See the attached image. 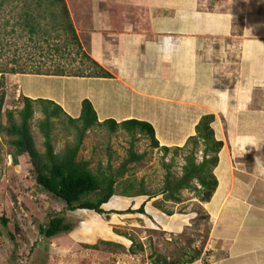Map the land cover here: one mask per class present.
Masks as SVG:
<instances>
[{
    "label": "crops",
    "instance_id": "crops-1",
    "mask_svg": "<svg viewBox=\"0 0 264 264\" xmlns=\"http://www.w3.org/2000/svg\"><path fill=\"white\" fill-rule=\"evenodd\" d=\"M68 6L76 29L90 33L95 59L110 75L71 78L93 82L75 113L66 100L38 98L58 103L72 118L88 99L100 122L146 121L160 147L170 150L184 147L201 117L214 114L215 135L223 142L213 169L218 185L209 202L197 200L210 222L207 264H264V0H70ZM128 168L122 183L147 199L131 202L125 213L137 218L139 208L150 204L167 221L146 224L149 230L170 236L194 231V196L176 203H185L182 213H164L156 204L162 190L136 187L127 176L132 164ZM114 211V217L123 214ZM95 223L73 236L87 241L90 231L117 234ZM100 236L112 243L105 248L124 245Z\"/></svg>",
    "mask_w": 264,
    "mask_h": 264
},
{
    "label": "rangeland",
    "instance_id": "rangeland-1",
    "mask_svg": "<svg viewBox=\"0 0 264 264\" xmlns=\"http://www.w3.org/2000/svg\"><path fill=\"white\" fill-rule=\"evenodd\" d=\"M32 1V16L36 21H40L49 33V35L34 36L33 40L29 37L31 34L27 27L17 23L24 22L25 19V16L21 17V3L17 0H6V3L1 4L0 0V123L3 125H7L6 111L20 109L23 106L20 99L26 94L37 96L33 100L48 95L59 103L66 100L67 110L75 113L85 91L90 92L93 82L83 81L79 84L71 78L85 77L74 75L79 71L99 76V63L93 54L94 47L90 33L76 29L68 6L70 0L65 1L79 45L73 43L69 33L64 30L51 31L54 21L48 14L47 18L43 17L45 6L48 4L46 0H29ZM57 47L60 49L59 52L55 50ZM13 67L25 68V73H9ZM38 67L52 74H37L33 70ZM58 68L66 70L63 76H67V79L41 76H52ZM2 96L3 103H1ZM68 102L72 104L68 106ZM34 108L35 113L30 120V127L35 145L39 152L43 153L45 139L39 128V121L45 116L41 104L34 102ZM99 109L100 113H103V110ZM64 111L67 113L66 110ZM14 117L18 119V115L15 114ZM62 118L51 119L54 124L52 142L56 153H63L66 147L75 141L76 136L74 128L66 121H62ZM11 139L12 137L5 132H0V218L4 216L9 220L8 224L4 225L0 219V264H152L156 252L165 255L173 262L183 254H186L183 258H190L196 250L200 251L201 255L193 264H207L208 251L204 252V248L210 222L197 203V200H200L192 191L182 190L181 200L184 198L186 201L193 196L196 199L194 205L196 215L191 228L194 231L191 230L180 236H170L158 231L154 233V230L146 227V224L153 226L152 224L157 222L167 221V218L156 212L150 204L146 205L142 215H137L139 219H133L131 214L125 213L126 206L131 205V202L136 205L146 200L147 193L135 197L136 194L122 183L124 175L118 178L114 195L102 205L105 211H112L111 213L99 214L87 209L70 211L63 201L54 198L37 183L28 155L18 157V163H14L15 148L10 143ZM132 143L137 152L146 153L145 158L133 163L131 171L127 173L136 187H140V183L143 182L146 191L161 190L167 173L165 164L172 163L171 171L174 176L178 177L182 174L185 164L184 155L187 153L185 149L177 154L173 149L165 153L161 147L152 146L149 136L131 135L123 129L110 132L106 127L89 128L85 133L79 156L90 160V167L95 173L100 167L107 170L109 164L115 170L127 157ZM201 144L196 151L197 161L202 160L203 145ZM122 188L126 191L122 192ZM164 197L161 199L163 201L156 200V204L158 202L164 210L177 213L184 211L185 203L182 206L180 203L165 201ZM118 208L123 210L119 218L114 217L116 213L114 209ZM53 212L65 216L66 221L71 224V231L46 239L40 234L39 226L47 224ZM94 223L106 230L108 227H113L118 235L114 234L112 237L109 230V232L97 231V234L90 231L88 234L91 235L86 237L87 241L78 240L73 236L82 233L84 225L90 227L89 224ZM100 234L120 240L124 244L123 247L115 250L111 247L105 248L106 244L102 241L108 240H102ZM133 245L134 253H131L130 249Z\"/></svg>",
    "mask_w": 264,
    "mask_h": 264
},
{
    "label": "trees",
    "instance_id": "trees-1",
    "mask_svg": "<svg viewBox=\"0 0 264 264\" xmlns=\"http://www.w3.org/2000/svg\"><path fill=\"white\" fill-rule=\"evenodd\" d=\"M5 1L6 0H1V4L6 3ZM17 1L22 5L20 11L21 17L23 18L25 16L24 22L20 21L17 23L27 27L29 34H31L29 36L30 39L33 40L34 36L49 35L48 31L40 24V21H36L31 14V5L33 1ZM46 2H48V4L45 6L43 17L47 18L48 14L54 21V26H52L51 31L64 30V32L69 33L73 43L79 45L78 36L71 21L66 1L46 0ZM55 50L59 52L60 49L57 47ZM98 69L99 76L108 77V75H110L99 65ZM25 70V68L13 67L9 70V73H25ZM33 71L37 74H52L49 73L50 71H43L41 67ZM55 72L54 75L63 76L66 70L58 68ZM77 73L78 74L74 75L92 76L84 74V72L82 73L81 71ZM3 98L2 96L1 103H3ZM20 101L23 103L20 109L16 111H6L7 125L0 123V132H5L12 137L10 143L15 148L14 163H18V157L28 155L36 174L37 183L54 198L63 201L66 204V208L70 211L87 209L99 214L106 213L102 205L106 204L114 195L118 178L122 177L128 171V166L130 164L138 163L146 156V153H138L134 149V143H132L128 150L127 157L117 169L113 170V167L109 164L107 170L100 167L98 172L95 173L90 167V160L79 156L85 133L89 128L100 126L106 127L110 132L123 129L128 131L131 135H147L154 148L160 147L154 127L150 123L137 119L118 123L112 118L100 122L92 102L88 99L83 100L81 114L78 118L69 116L61 105L52 100H33L28 96H22ZM34 102L42 105V112L45 116L43 120L39 121V128L45 139V151L43 153L39 152L37 149L30 127V120L35 113ZM15 114L18 115V119L14 117ZM52 118H62V121H66L67 124L76 131L75 141L68 145L63 153H56L54 150L52 142L54 124L51 121ZM215 120L214 114L202 116L199 123L196 125V134L188 139L184 147L175 148L173 150L175 154L184 149L187 153L184 155L185 164L180 176H174L171 171L172 163L165 164L167 173L164 186L161 189L165 196V201L180 202L181 191L184 189L192 191L201 202H209L212 198L218 185V180L213 173V169L218 163L219 153L223 147V142L218 140L215 135L216 131L213 126ZM199 144L203 145L201 161H197L196 155ZM162 149L165 153L170 151L168 147H162ZM140 188L142 190L145 189L143 187V182L140 183ZM160 208L163 209L161 205ZM128 211H131V209ZM138 211L144 212V206H141ZM166 212L169 214L171 213L170 211ZM0 219L4 225H7L9 222L4 216ZM69 231H71V224L66 221L65 216L54 214V212L51 214V218L47 224H41L39 226L40 234L46 239L56 237ZM10 236L14 238L13 235ZM102 243L112 244L106 241ZM139 247L141 248L140 245ZM95 248L97 249L98 247L95 245ZM130 252L134 253V245L131 247ZM200 255L201 252L196 250L190 258H183L182 260L179 258L171 262L165 255L156 254L152 264L192 263L197 260ZM184 256H186V254H183V257ZM150 257L152 258L153 256L151 255Z\"/></svg>",
    "mask_w": 264,
    "mask_h": 264
}]
</instances>
